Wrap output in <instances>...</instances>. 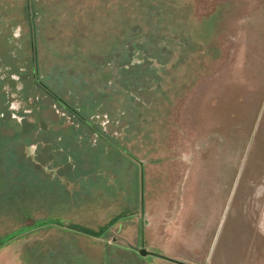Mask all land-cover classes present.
<instances>
[{
	"label": "rangeland",
	"instance_id": "1",
	"mask_svg": "<svg viewBox=\"0 0 264 264\" xmlns=\"http://www.w3.org/2000/svg\"><path fill=\"white\" fill-rule=\"evenodd\" d=\"M0 112V264H264V0H0Z\"/></svg>",
	"mask_w": 264,
	"mask_h": 264
},
{
	"label": "trees",
	"instance_id": "2",
	"mask_svg": "<svg viewBox=\"0 0 264 264\" xmlns=\"http://www.w3.org/2000/svg\"><path fill=\"white\" fill-rule=\"evenodd\" d=\"M42 222H43L42 220H33L29 224L22 225L21 227H19L18 229H16L13 232H9L7 234H4V235L0 236V244H3L4 242H7L11 238H13L16 234L21 233L24 230L30 229V228L38 226V225H42L43 224ZM69 229L79 231V232H81V233H83L85 235H93V236H97L98 235V232L93 233V232H91V231H89L87 229H83V228L78 227V226L75 227V226L69 225Z\"/></svg>",
	"mask_w": 264,
	"mask_h": 264
},
{
	"label": "flooded vegetation",
	"instance_id": "3",
	"mask_svg": "<svg viewBox=\"0 0 264 264\" xmlns=\"http://www.w3.org/2000/svg\"><path fill=\"white\" fill-rule=\"evenodd\" d=\"M26 6H28V0H26ZM29 20H30L29 16H26V17H25V21H26V23H28ZM24 69H25V68L21 66V69L19 70V74H20V75H17L18 77H17L16 75H13L14 73H13V74L11 73V74H12V75H11L12 78H14V79L17 80V79L19 78V76H20L21 79H22V77L24 76V74H23ZM14 76H15V77H14ZM16 106H17V103H15V102H11V103H10V109L17 108ZM5 109H6L7 112H11L10 114H14V113H13L12 111H10L9 109H7V108H5ZM0 113H1V112H0ZM2 113H4V112H2ZM14 115H17V114H14ZM17 116H18V115H17ZM97 136L100 137V138H102V136H99V135H97ZM140 211H142V207H141Z\"/></svg>",
	"mask_w": 264,
	"mask_h": 264
},
{
	"label": "clouds",
	"instance_id": "4",
	"mask_svg": "<svg viewBox=\"0 0 264 264\" xmlns=\"http://www.w3.org/2000/svg\"><path fill=\"white\" fill-rule=\"evenodd\" d=\"M19 34H20V29L18 27L17 30L13 33V35L19 37ZM35 147H36L35 145L31 146V149H29V155L34 154Z\"/></svg>",
	"mask_w": 264,
	"mask_h": 264
},
{
	"label": "water",
	"instance_id": "5",
	"mask_svg": "<svg viewBox=\"0 0 264 264\" xmlns=\"http://www.w3.org/2000/svg\"><path fill=\"white\" fill-rule=\"evenodd\" d=\"M146 253H147V251L141 245V247L138 249V254L139 255H145Z\"/></svg>",
	"mask_w": 264,
	"mask_h": 264
},
{
	"label": "crops",
	"instance_id": "6",
	"mask_svg": "<svg viewBox=\"0 0 264 264\" xmlns=\"http://www.w3.org/2000/svg\"><path fill=\"white\" fill-rule=\"evenodd\" d=\"M141 206H142V204H141Z\"/></svg>",
	"mask_w": 264,
	"mask_h": 264
}]
</instances>
